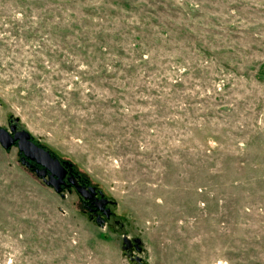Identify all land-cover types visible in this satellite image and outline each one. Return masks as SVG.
<instances>
[{
	"label": "rangeland",
	"instance_id": "rangeland-1",
	"mask_svg": "<svg viewBox=\"0 0 264 264\" xmlns=\"http://www.w3.org/2000/svg\"><path fill=\"white\" fill-rule=\"evenodd\" d=\"M11 122L117 205L0 144V264H264V0H0Z\"/></svg>",
	"mask_w": 264,
	"mask_h": 264
},
{
	"label": "water",
	"instance_id": "water-1",
	"mask_svg": "<svg viewBox=\"0 0 264 264\" xmlns=\"http://www.w3.org/2000/svg\"><path fill=\"white\" fill-rule=\"evenodd\" d=\"M15 122H18V118ZM0 144L5 149H9L17 144L19 151L24 157L35 160L44 167L43 169H38V177L42 178L47 185L53 187L56 192H61V182L63 181V166L61 161L54 157L49 150L35 143L29 131L18 129L17 124L11 125L9 129L0 127ZM47 169L51 171V175L48 178L46 177ZM91 188L95 190V187ZM100 192L103 193L102 190ZM108 202L113 204V207L117 205V201L113 199L108 200ZM113 207H108L104 211L106 217L109 218L111 215H115ZM105 216L99 215L96 219L100 227L107 225ZM121 226L123 227V224ZM142 243L140 237L132 238L126 231L122 233L121 250L132 263H144L143 257L140 254H136V251L138 253L143 251Z\"/></svg>",
	"mask_w": 264,
	"mask_h": 264
},
{
	"label": "flooded vegetation",
	"instance_id": "flooded-vegetation-1",
	"mask_svg": "<svg viewBox=\"0 0 264 264\" xmlns=\"http://www.w3.org/2000/svg\"><path fill=\"white\" fill-rule=\"evenodd\" d=\"M13 124H17L19 129L18 123H14V122H11L9 128ZM21 157H22L21 159L23 165H25L28 169L32 170L37 175H38L37 172L38 169L44 168L35 160L24 157L23 154L21 155ZM60 161L63 166V181L61 182V192H63L64 190L67 191L76 190V192H78V194L82 198L83 205L85 206V209L89 212L91 219L96 221L99 215L105 216L104 211L108 207L111 208L113 207V204L108 202V200L110 199L106 197L104 192L103 193L100 192L101 189H99L97 186L91 185L88 179L78 174L76 170L73 168V165L70 161L67 160H60ZM50 175H51V171L47 169L46 177L48 178L50 177ZM91 187H95V190H93ZM62 195H65L64 192L62 193ZM113 216L114 215H111V217L109 218L105 216L107 222L110 221L113 218Z\"/></svg>",
	"mask_w": 264,
	"mask_h": 264
},
{
	"label": "trees",
	"instance_id": "trees-1",
	"mask_svg": "<svg viewBox=\"0 0 264 264\" xmlns=\"http://www.w3.org/2000/svg\"><path fill=\"white\" fill-rule=\"evenodd\" d=\"M113 40V39H112Z\"/></svg>",
	"mask_w": 264,
	"mask_h": 264
}]
</instances>
